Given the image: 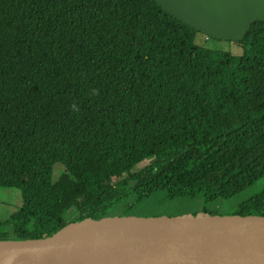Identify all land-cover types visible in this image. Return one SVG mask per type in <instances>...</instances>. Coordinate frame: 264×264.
Wrapping results in <instances>:
<instances>
[{
  "label": "trees",
  "instance_id": "16d2710c",
  "mask_svg": "<svg viewBox=\"0 0 264 264\" xmlns=\"http://www.w3.org/2000/svg\"><path fill=\"white\" fill-rule=\"evenodd\" d=\"M197 34L154 0H0V188L22 200L0 239L160 191L217 215L264 177V21L239 56ZM230 215L264 216V189Z\"/></svg>",
  "mask_w": 264,
  "mask_h": 264
},
{
  "label": "water",
  "instance_id": "95a60500",
  "mask_svg": "<svg viewBox=\"0 0 264 264\" xmlns=\"http://www.w3.org/2000/svg\"><path fill=\"white\" fill-rule=\"evenodd\" d=\"M154 1L218 41L264 21V0ZM0 264H264V216H90L48 236L0 239Z\"/></svg>",
  "mask_w": 264,
  "mask_h": 264
},
{
  "label": "rangeland",
  "instance_id": "374dc122",
  "mask_svg": "<svg viewBox=\"0 0 264 264\" xmlns=\"http://www.w3.org/2000/svg\"><path fill=\"white\" fill-rule=\"evenodd\" d=\"M196 43L207 48L230 52L234 56H239L242 53L241 47L234 42L207 39L200 33L196 35ZM158 147L162 149L164 148L161 144H159ZM172 152V149H168L166 150L164 156L169 155ZM263 189L264 177L231 199L225 201H216L212 204H209L207 209L217 213V215H230L235 212L239 203L256 195ZM164 197V192H157L152 198L140 204L133 210V212L129 214L174 217L179 215H197L203 213L202 211L204 206L202 204L201 197L196 199L184 198L176 200H166ZM21 204L22 200L18 190L13 188H0V231L7 227H4V224L9 220L10 215L21 206Z\"/></svg>",
  "mask_w": 264,
  "mask_h": 264
}]
</instances>
